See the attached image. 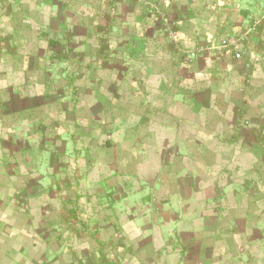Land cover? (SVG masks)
<instances>
[{
  "label": "rangeland",
  "instance_id": "obj_1",
  "mask_svg": "<svg viewBox=\"0 0 264 264\" xmlns=\"http://www.w3.org/2000/svg\"><path fill=\"white\" fill-rule=\"evenodd\" d=\"M264 0H0V264H264Z\"/></svg>",
  "mask_w": 264,
  "mask_h": 264
},
{
  "label": "built area",
  "instance_id": "obj_2",
  "mask_svg": "<svg viewBox=\"0 0 264 264\" xmlns=\"http://www.w3.org/2000/svg\"><path fill=\"white\" fill-rule=\"evenodd\" d=\"M251 30L242 35L239 39L230 38L224 42L221 49H228L231 55L241 58L244 60V69L246 73L249 74L257 65L264 64V55L259 54L254 50H249L248 48H238L241 47L243 41H246ZM243 46V45H242Z\"/></svg>",
  "mask_w": 264,
  "mask_h": 264
}]
</instances>
